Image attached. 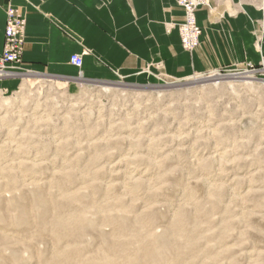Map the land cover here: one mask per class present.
Returning <instances> with one entry per match:
<instances>
[{
	"label": "rangeland",
	"instance_id": "1",
	"mask_svg": "<svg viewBox=\"0 0 264 264\" xmlns=\"http://www.w3.org/2000/svg\"><path fill=\"white\" fill-rule=\"evenodd\" d=\"M151 66L0 79V264H264V59Z\"/></svg>",
	"mask_w": 264,
	"mask_h": 264
},
{
	"label": "crops",
	"instance_id": "2",
	"mask_svg": "<svg viewBox=\"0 0 264 264\" xmlns=\"http://www.w3.org/2000/svg\"><path fill=\"white\" fill-rule=\"evenodd\" d=\"M10 1L26 18L20 74L62 79L80 71L87 80L132 81L147 78L148 65L159 73L162 64L165 74L182 79L264 59V0H208L195 14L201 35L191 55L175 27L183 22L178 0ZM7 3L0 0V54ZM73 55L81 56V69L69 64ZM15 81H0V90L13 89Z\"/></svg>",
	"mask_w": 264,
	"mask_h": 264
},
{
	"label": "built area",
	"instance_id": "3",
	"mask_svg": "<svg viewBox=\"0 0 264 264\" xmlns=\"http://www.w3.org/2000/svg\"><path fill=\"white\" fill-rule=\"evenodd\" d=\"M177 4L183 12V22L175 27L178 31L182 49L191 53L199 47V37L201 35V30L196 24L195 14L199 8L208 6V0H178ZM5 16L6 23L4 29V46L0 54V79L11 77L24 78L23 75H13L9 71L17 69V66L22 64V56L25 45L24 35L26 18L20 10L11 5L10 0H8L6 6ZM69 64L77 69H81V56H71ZM254 72L256 71L245 70L242 74L236 75H248L253 74Z\"/></svg>",
	"mask_w": 264,
	"mask_h": 264
},
{
	"label": "bare ground",
	"instance_id": "4",
	"mask_svg": "<svg viewBox=\"0 0 264 264\" xmlns=\"http://www.w3.org/2000/svg\"><path fill=\"white\" fill-rule=\"evenodd\" d=\"M15 71H24V70H12V71H9L10 73H12L13 75H23L24 77L27 76V77H32V76H36V77H39L40 75H34L32 74L33 72H30V71H26L25 74H20V73H17ZM250 75V74H249ZM243 75H236V76H232V77H227V78H221L219 76H215L212 78L211 81H223V80H227V79H230V80H233L235 82H240V83H252L253 81H255V79L253 77H245V79H243L242 77ZM200 80V79H199ZM81 81V80H80ZM199 82H203L202 80L201 81H197V83ZM264 85V82H260ZM120 251V250H119ZM116 253V252H115ZM118 254V253H117ZM120 256V255H118ZM105 259V258H104ZM107 259V258H106ZM100 260V259H99ZM99 260H97L98 262H100ZM96 261V262H97Z\"/></svg>",
	"mask_w": 264,
	"mask_h": 264
},
{
	"label": "water",
	"instance_id": "5",
	"mask_svg": "<svg viewBox=\"0 0 264 264\" xmlns=\"http://www.w3.org/2000/svg\"><path fill=\"white\" fill-rule=\"evenodd\" d=\"M100 83H103V82H100Z\"/></svg>",
	"mask_w": 264,
	"mask_h": 264
}]
</instances>
